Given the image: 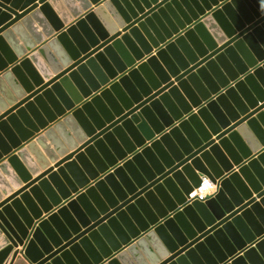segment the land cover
Returning a JSON list of instances; mask_svg holds the SVG:
<instances>
[{"label": "water", "instance_id": "1", "mask_svg": "<svg viewBox=\"0 0 264 264\" xmlns=\"http://www.w3.org/2000/svg\"><path fill=\"white\" fill-rule=\"evenodd\" d=\"M0 264H264V0H0Z\"/></svg>", "mask_w": 264, "mask_h": 264}, {"label": "built area", "instance_id": "2", "mask_svg": "<svg viewBox=\"0 0 264 264\" xmlns=\"http://www.w3.org/2000/svg\"><path fill=\"white\" fill-rule=\"evenodd\" d=\"M216 185L213 184L208 178L202 177L200 186L193 188L188 194L187 200L205 201L216 192Z\"/></svg>", "mask_w": 264, "mask_h": 264}, {"label": "crops", "instance_id": "3", "mask_svg": "<svg viewBox=\"0 0 264 264\" xmlns=\"http://www.w3.org/2000/svg\"><path fill=\"white\" fill-rule=\"evenodd\" d=\"M38 1H35L34 3H37ZM40 4H38V6H39ZM92 7H95V6H92ZM119 33H123V31H122V29L121 28H118V30H117ZM215 138V136L213 135L212 136V138L211 139H214ZM215 143H216V141H215ZM263 149V148H262ZM254 156V154H252V156L251 157H253ZM245 161L246 160H243V162L242 163H245ZM50 166H54V164L53 163H50ZM56 168L54 167L52 170L54 171ZM232 170L233 171H237V166H235V165H233V167H232ZM24 185V184H23ZM255 196H257V195H255L254 193L252 194V197L254 198ZM259 201V198H255V202H258ZM43 216L45 215L44 213L42 214Z\"/></svg>", "mask_w": 264, "mask_h": 264}]
</instances>
